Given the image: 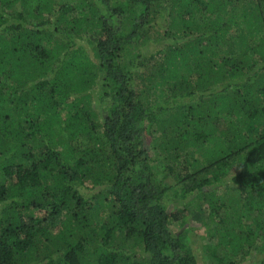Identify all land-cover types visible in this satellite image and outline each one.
Instances as JSON below:
<instances>
[{"label":"trees","instance_id":"obj_1","mask_svg":"<svg viewBox=\"0 0 264 264\" xmlns=\"http://www.w3.org/2000/svg\"><path fill=\"white\" fill-rule=\"evenodd\" d=\"M213 218L260 264L264 0H0V264H200Z\"/></svg>","mask_w":264,"mask_h":264},{"label":"rangeland","instance_id":"obj_2","mask_svg":"<svg viewBox=\"0 0 264 264\" xmlns=\"http://www.w3.org/2000/svg\"><path fill=\"white\" fill-rule=\"evenodd\" d=\"M24 81V80H20ZM211 193H214L215 187H210L208 188ZM222 189H228L227 187H223ZM187 201V200H184ZM184 201H180L181 203ZM178 203V201H177ZM177 203H175V201H170L168 202L167 206L169 207V209L172 210V207L176 206ZM208 221L209 225L206 226L205 223L203 222V224L195 222L193 220L188 221V223L185 225L184 228H182V232L185 229L187 230V233L184 236V240L186 241V243L191 247V251L196 253V255L198 256L199 262L200 264H217L216 259H215V253H216V244H217V238H214V240H210V236H209V228L214 227L216 224V222H218L217 218H213V219H205L203 220ZM173 229L175 231H181V227L179 226L178 223L173 225ZM254 257L257 259L258 263L263 264L262 263V259H264V255L260 254V253H256L254 255ZM239 257L234 258V262L236 264H250L249 262H243V263H237Z\"/></svg>","mask_w":264,"mask_h":264}]
</instances>
